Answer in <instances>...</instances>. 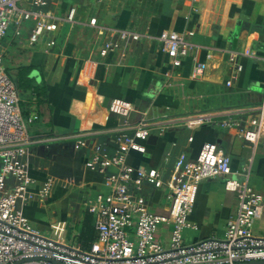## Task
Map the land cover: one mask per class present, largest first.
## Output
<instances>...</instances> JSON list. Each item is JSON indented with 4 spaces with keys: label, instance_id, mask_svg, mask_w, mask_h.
Wrapping results in <instances>:
<instances>
[{
    "label": "crops",
    "instance_id": "obj_1",
    "mask_svg": "<svg viewBox=\"0 0 264 264\" xmlns=\"http://www.w3.org/2000/svg\"><path fill=\"white\" fill-rule=\"evenodd\" d=\"M32 9L56 23L57 30L44 32L25 47L35 22L24 21L17 28L26 26L25 34H7L1 51L7 55L19 47L21 108L25 117H39L28 127L37 142L29 146L24 163L35 184L23 210L42 236L66 245L82 238L77 239L80 248L89 250L96 239L89 207L110 189L86 162L97 145L113 152L117 131L142 120L159 123L146 142V153L128 155L131 166L155 169L167 181L182 154L195 160L203 144L214 143L230 157L235 178L242 179L243 170L250 169L249 186L264 198V144L255 148L240 137L241 129L251 126L252 109L263 100L264 0H46ZM94 18L97 23L91 25ZM123 30L142 38L123 41ZM165 31H194L190 40L196 50L173 63L159 42ZM109 42L119 47L103 57L100 51ZM194 57L207 64L197 79L192 78ZM114 99L133 105L128 117L111 114ZM201 114H215V123L188 128L175 122ZM230 119L239 120L240 127H222ZM48 182L50 194L42 198L40 190ZM8 183L13 188L15 181ZM140 195L149 211L168 213L172 197L166 187L145 184ZM44 199L50 203H41ZM56 205L60 209L54 210ZM238 205V195L225 190L222 178L203 181L188 215L197 229H185L183 243L224 238ZM161 227L158 239L168 243L170 233L163 239ZM253 233L264 238V203Z\"/></svg>",
    "mask_w": 264,
    "mask_h": 264
},
{
    "label": "built area",
    "instance_id": "obj_2",
    "mask_svg": "<svg viewBox=\"0 0 264 264\" xmlns=\"http://www.w3.org/2000/svg\"><path fill=\"white\" fill-rule=\"evenodd\" d=\"M46 0H0V264H264V238L253 233L264 203L263 196L249 186L250 169H244L242 179L235 178L231 159L214 143H205L195 160L182 154L169 180L163 181L155 169L134 167L127 162L131 152L146 153V142L159 122L142 120L136 125L117 131L113 152L97 145L87 169L103 176L110 189L106 197H98L89 207L95 217L96 239L89 250L70 247L60 241L45 238L25 217L23 207L29 202L30 189L35 181L28 175L24 158L28 148L37 141L28 134L30 124L38 120L33 114L25 117L16 83L4 67L1 44L11 25L34 21L30 43L39 40L44 32L57 30V24L47 16L34 11ZM27 4L33 6L27 8ZM75 9L68 21L72 22ZM91 19L90 24L96 25ZM123 41H139L135 32L120 31ZM194 31L177 33L165 31L159 37L162 50L174 62H182L197 48L190 39ZM119 44L109 42L100 51L105 57ZM246 55H250L247 51ZM235 57L232 58L234 62ZM206 63L194 57L192 78L203 76ZM238 70L242 67L238 66ZM228 85H232L231 81ZM254 111L250 127L241 129L240 137L253 147L264 144V94ZM111 114L128 117L133 105L123 99H114L109 107ZM167 122H173L169 120ZM188 128L215 123V114H201L175 119ZM224 128H238L239 120H225ZM192 140V139H191ZM113 169L112 172H109ZM222 178L225 190L238 195L237 213L227 222L224 238H207L195 244L183 243L185 229H197L189 222L200 184L208 179ZM8 179H13V188ZM145 184L156 188L166 187L172 202L165 215L149 211L145 198L140 195ZM52 184L40 190L42 198L50 194ZM172 227L170 240L163 243L157 238L159 227ZM133 234L138 246L131 240Z\"/></svg>",
    "mask_w": 264,
    "mask_h": 264
},
{
    "label": "rangeland",
    "instance_id": "obj_3",
    "mask_svg": "<svg viewBox=\"0 0 264 264\" xmlns=\"http://www.w3.org/2000/svg\"><path fill=\"white\" fill-rule=\"evenodd\" d=\"M20 31V34L18 38H20V36H23L25 33H23L25 30H26V26H23V27H19L17 28V26L15 25H11L10 28H9V31L7 32L8 36L11 37L12 34L14 33V35L16 34V31ZM7 36V35H6ZM9 37H7L9 39ZM28 44H30V39L28 38V40L26 41V44H25V47H28ZM31 45V44H30ZM20 46V45H19ZM19 47L16 48H11L7 55L4 53V49H2V53L4 56V67L5 69L8 71L9 75L11 76V78L14 80V82L18 83V80H19V76H18V68L21 66L20 62H23L21 59H20V52H18L19 50ZM17 85V84H16ZM48 199H44L41 203L43 204H47V203H50V202H47ZM59 207V205H56V206H53L54 210H57ZM51 208H48V210H50ZM60 209V207H59ZM151 213L153 214H157L155 213L154 211L150 210ZM158 215H160L158 213ZM56 218L58 219L59 218V215H56ZM161 227V226H160ZM159 227V228H160ZM163 229V239H167L166 235L167 233H170L172 231V227L169 226V225H162L161 227ZM44 235L46 236H54L53 233H50V231H45L43 233ZM157 238H159V233L157 234ZM77 239H82V238H72L69 243H68V246L70 247H82V245L79 243L80 241H78ZM131 240L135 243L136 247L138 246V243H139V240L133 235L131 234ZM163 245L165 244L164 242H162Z\"/></svg>",
    "mask_w": 264,
    "mask_h": 264
},
{
    "label": "trees",
    "instance_id": "obj_4",
    "mask_svg": "<svg viewBox=\"0 0 264 264\" xmlns=\"http://www.w3.org/2000/svg\"><path fill=\"white\" fill-rule=\"evenodd\" d=\"M18 84H19V83H18ZM94 225H95V222H93V229H95ZM90 227H91V226H87L88 230H90ZM83 234H84V233H83ZM93 240L95 241V239H93ZM83 241L86 242L85 239H83ZM85 242H84L83 244H85V246H86L88 243H85ZM92 242H93V241H92ZM93 243H94V242H93ZM93 243H92V244H93ZM92 244H91V246H92ZM89 249H90V248H89Z\"/></svg>",
    "mask_w": 264,
    "mask_h": 264
},
{
    "label": "water",
    "instance_id": "obj_5",
    "mask_svg": "<svg viewBox=\"0 0 264 264\" xmlns=\"http://www.w3.org/2000/svg\"><path fill=\"white\" fill-rule=\"evenodd\" d=\"M152 138H153V136L152 137L150 136L148 142L151 141ZM250 264H261V263H259V262H257V263L253 262V263H250Z\"/></svg>",
    "mask_w": 264,
    "mask_h": 264
}]
</instances>
